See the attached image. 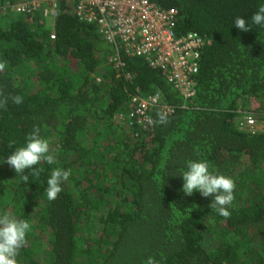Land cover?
<instances>
[{
    "label": "trees",
    "instance_id": "16d2710c",
    "mask_svg": "<svg viewBox=\"0 0 264 264\" xmlns=\"http://www.w3.org/2000/svg\"><path fill=\"white\" fill-rule=\"evenodd\" d=\"M70 1L51 18L0 0V216L31 226L17 264H264V129L246 122L264 119V27H233L264 0H151L176 11L178 36L207 41L188 100ZM157 94L152 122L125 123L135 95ZM33 133L56 160L25 170V182L7 156ZM197 160L235 181L229 217L182 191L186 162ZM54 168L71 175L50 201Z\"/></svg>",
    "mask_w": 264,
    "mask_h": 264
},
{
    "label": "built area",
    "instance_id": "2783aa9c",
    "mask_svg": "<svg viewBox=\"0 0 264 264\" xmlns=\"http://www.w3.org/2000/svg\"><path fill=\"white\" fill-rule=\"evenodd\" d=\"M19 1L12 5L16 13L32 14L41 9L45 16L55 18L60 0ZM70 2L75 6L77 16L81 20L95 23L108 43L118 49L124 47L130 56L144 57L151 67L165 74L185 100L194 96L201 50L207 41L192 32L178 36L174 23L175 10H164L151 0ZM114 61L116 67L122 64L120 58H114ZM159 99L158 94L147 99L135 95L132 100L136 106L124 120L125 123L129 121L134 126L137 122L141 131L146 124L152 122L149 112L152 108L161 106ZM162 109L166 114L173 111L167 104H162ZM246 122L251 127L255 125L252 117H246Z\"/></svg>",
    "mask_w": 264,
    "mask_h": 264
},
{
    "label": "clouds",
    "instance_id": "9594fccd",
    "mask_svg": "<svg viewBox=\"0 0 264 264\" xmlns=\"http://www.w3.org/2000/svg\"><path fill=\"white\" fill-rule=\"evenodd\" d=\"M253 25L264 27V3L249 20L237 17L233 23V27L241 32L251 30ZM13 102L20 104L23 102V98L18 95L13 98ZM160 120L165 122L166 116L161 114ZM55 160V155L50 152L49 141L39 137L37 133L30 134L23 146L7 156V163L14 169L16 176L18 175L20 180L25 182L29 179V171L28 174H25V170H32V173L35 174L38 169L34 166L42 161L53 165ZM70 175L69 170L60 168H54L51 171L45 189L48 200H55L58 197L62 192V184L68 180ZM181 176L183 179L182 191L185 195L190 196L194 192H199L204 197H211L210 208H215L222 217L231 215L228 206L234 199L235 189V181L231 177L214 173L210 170L208 162L202 160L186 162V170ZM30 228V223L25 220L0 216V264H17L16 257ZM147 264H157V261L149 257Z\"/></svg>",
    "mask_w": 264,
    "mask_h": 264
},
{
    "label": "rangeland",
    "instance_id": "374dc122",
    "mask_svg": "<svg viewBox=\"0 0 264 264\" xmlns=\"http://www.w3.org/2000/svg\"><path fill=\"white\" fill-rule=\"evenodd\" d=\"M52 21H50L51 23ZM254 128L256 130H259V129H264V119H258L257 122L255 123L254 125Z\"/></svg>",
    "mask_w": 264,
    "mask_h": 264
}]
</instances>
